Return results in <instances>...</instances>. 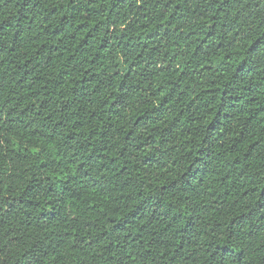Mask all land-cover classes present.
I'll list each match as a JSON object with an SVG mask.
<instances>
[{"label": "trees", "instance_id": "1", "mask_svg": "<svg viewBox=\"0 0 264 264\" xmlns=\"http://www.w3.org/2000/svg\"><path fill=\"white\" fill-rule=\"evenodd\" d=\"M0 264H264V0H0Z\"/></svg>", "mask_w": 264, "mask_h": 264}]
</instances>
